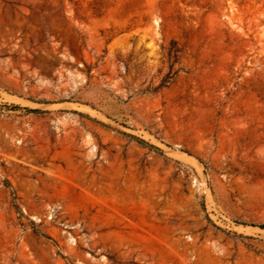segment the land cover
Segmentation results:
<instances>
[{
  "label": "rangeland",
  "instance_id": "rangeland-1",
  "mask_svg": "<svg viewBox=\"0 0 264 264\" xmlns=\"http://www.w3.org/2000/svg\"><path fill=\"white\" fill-rule=\"evenodd\" d=\"M263 223L264 0H0V264H264Z\"/></svg>",
  "mask_w": 264,
  "mask_h": 264
},
{
  "label": "trees",
  "instance_id": "trees-1",
  "mask_svg": "<svg viewBox=\"0 0 264 264\" xmlns=\"http://www.w3.org/2000/svg\"><path fill=\"white\" fill-rule=\"evenodd\" d=\"M179 52H180V49L176 47L175 43H171L170 47L168 48V58L173 60V64L177 61ZM173 64L169 67L170 68L169 71L167 73H165V75L162 77V79L160 80V83L157 86L152 87L151 89L146 88L143 92H151V91L153 92V91H156L157 89H159L160 87H165V86L169 85L171 83V80H172L173 75L175 73L173 71ZM30 111H38V109H30ZM130 136L136 138L138 140V142L145 144V145L149 146L150 148H154L155 150H158L161 152V150L158 147H156L150 143H147L143 139L135 137L133 135H130ZM5 185L7 187H11L10 183L7 180H5ZM11 194L13 195L12 196V204H13L18 216L21 217L22 212H21V210H20V208L16 202V196H15L14 191L11 190ZM31 223L34 224L33 222H31ZM259 227L264 229V223L260 224ZM32 228H33L34 233L41 235V236L53 241V239L49 235L41 232L39 229L35 228L34 226H32Z\"/></svg>",
  "mask_w": 264,
  "mask_h": 264
}]
</instances>
